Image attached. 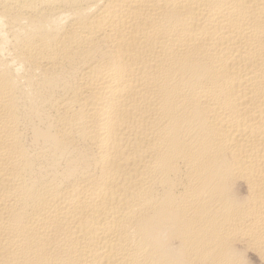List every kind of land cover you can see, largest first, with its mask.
Returning a JSON list of instances; mask_svg holds the SVG:
<instances>
[{
    "label": "bare ground",
    "instance_id": "bare-ground-1",
    "mask_svg": "<svg viewBox=\"0 0 264 264\" xmlns=\"http://www.w3.org/2000/svg\"><path fill=\"white\" fill-rule=\"evenodd\" d=\"M0 264H264V0H0Z\"/></svg>",
    "mask_w": 264,
    "mask_h": 264
}]
</instances>
